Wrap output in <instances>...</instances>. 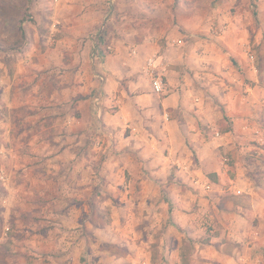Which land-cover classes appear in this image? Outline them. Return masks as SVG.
<instances>
[{
  "label": "crops",
  "instance_id": "obj_1",
  "mask_svg": "<svg viewBox=\"0 0 264 264\" xmlns=\"http://www.w3.org/2000/svg\"><path fill=\"white\" fill-rule=\"evenodd\" d=\"M203 4L33 1L30 44L15 67L0 65L10 111L0 116V264H264V162L249 157L264 150L238 129L258 122L264 93L248 3L228 0L235 16L216 34L203 28ZM104 20L112 52L94 61L89 35ZM252 36L264 53V21Z\"/></svg>",
  "mask_w": 264,
  "mask_h": 264
},
{
  "label": "rangeland",
  "instance_id": "obj_2",
  "mask_svg": "<svg viewBox=\"0 0 264 264\" xmlns=\"http://www.w3.org/2000/svg\"><path fill=\"white\" fill-rule=\"evenodd\" d=\"M33 1L34 0H0V65L1 63L5 64L7 68L9 67H15L14 63H16L17 58L15 57L17 53H21L24 48H27L30 43H26V36H25V29L23 27L24 23H36L38 19H36V12L33 10ZM205 4L202 6L201 10V21H203V28H207L206 31H209V33L216 34L221 33L222 23H226V20L228 17L235 16L236 9L234 6L227 5L228 0H202ZM248 3V6L244 5L243 10V17H247L250 20L251 24V36L249 37L250 43H249V56L252 58L253 63H255V68L257 71V79H258V85L259 87L264 88V53L261 51V42L258 43L256 39L252 36L253 33L257 31V28H259V25L261 22L264 21V0H246ZM188 3V2H187ZM183 12L186 14L189 12L188 9H185ZM42 21L47 22V18L45 15L41 16ZM47 24V23H46ZM45 27V26H42ZM108 26L105 28L107 29ZM46 31H48L47 28H44ZM255 29V30H252ZM104 38H106V35L104 33ZM107 41V39H105ZM108 42V41H107ZM44 47V46H43ZM2 67L0 66V78L2 77L1 74ZM8 70H4V74H6ZM249 84H254L249 81ZM1 87V86H0ZM264 92V89H263ZM261 96L262 98V106H261V115L260 117H257V121H251V122H238L239 127L238 129L246 131V134L250 137L249 138V144L257 146V148L264 150V142L261 141V139L253 137L254 135H259L261 128L264 129V93ZM2 97L0 92V116L2 114H9V110H7L3 104H2ZM260 120V121H259ZM255 122V123H253ZM242 123V125H241ZM245 124V125H243ZM245 127V128H244ZM243 128V129H242ZM263 132V131H262ZM4 144V140L2 136L0 135V148ZM253 155H249L250 158H252V162L257 167H261V163L264 162V160H261L260 158H257V152H251ZM1 157V152H0ZM260 161V162H258ZM10 162H8L7 165ZM258 164V166H257ZM4 166V163L2 161V157L0 158V167ZM260 171V169H259ZM258 171V174H259ZM1 174V172H0ZM25 175L22 173H17L15 176L16 178H23ZM27 176L30 178L31 174L27 173ZM254 177L257 178L258 175L254 174ZM29 178H23V179H29ZM23 187V186H22ZM23 192H20V195H27L24 194V192H29V199H26V202H33L32 200L34 192L36 191L35 186H31L30 189H25ZM4 186L2 185V180L0 178V212L2 210V199L5 197ZM28 196V195H27ZM22 197V196H21ZM26 197V196H25ZM22 201L20 200L19 203ZM35 202V201H34ZM16 204V203H15ZM20 205V204H19ZM4 222V224H3ZM6 221H4L0 215V233L2 231V227L7 225ZM104 244H106L107 247H110L113 249V247L118 248L117 250H112V252H115L118 255H122V257L126 256L125 250L121 249H127V246H122L124 244H118L115 242L113 238H107L104 239ZM91 242H94L93 240ZM6 244H4L5 246ZM118 246V247H117ZM121 247V248H120ZM4 252V250H2ZM122 264H125V262H121ZM128 264V263H127Z\"/></svg>",
  "mask_w": 264,
  "mask_h": 264
},
{
  "label": "built area",
  "instance_id": "obj_3",
  "mask_svg": "<svg viewBox=\"0 0 264 264\" xmlns=\"http://www.w3.org/2000/svg\"><path fill=\"white\" fill-rule=\"evenodd\" d=\"M108 21L104 20L101 25L89 35V39L91 40V50H90V58L94 61L102 59L104 56L110 54L112 52V45L107 42L104 38L105 28L107 27ZM251 58V57H250ZM252 59V58H251ZM155 67L151 60H148L146 63L145 70L150 74V81L152 90L155 93H164L166 91V85L162 79V77L155 72ZM100 97L98 95L93 97V104L97 108L98 112L100 111ZM213 136L219 137L220 133L215 131ZM225 163L229 161L227 157L223 159ZM0 178H4V175L1 171ZM209 187V184L206 185V188Z\"/></svg>",
  "mask_w": 264,
  "mask_h": 264
},
{
  "label": "trees",
  "instance_id": "obj_4",
  "mask_svg": "<svg viewBox=\"0 0 264 264\" xmlns=\"http://www.w3.org/2000/svg\"><path fill=\"white\" fill-rule=\"evenodd\" d=\"M219 129L221 131H229L230 130V125L227 123H220Z\"/></svg>",
  "mask_w": 264,
  "mask_h": 264
}]
</instances>
